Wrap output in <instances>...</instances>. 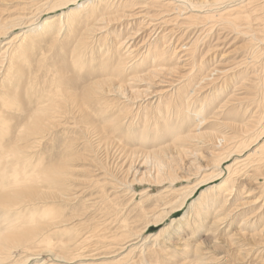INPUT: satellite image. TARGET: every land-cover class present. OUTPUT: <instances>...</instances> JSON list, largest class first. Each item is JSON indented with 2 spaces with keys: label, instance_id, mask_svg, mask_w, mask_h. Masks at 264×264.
Listing matches in <instances>:
<instances>
[{
  "label": "bare ground",
  "instance_id": "1",
  "mask_svg": "<svg viewBox=\"0 0 264 264\" xmlns=\"http://www.w3.org/2000/svg\"><path fill=\"white\" fill-rule=\"evenodd\" d=\"M159 2L163 3L159 4L160 7L171 8L168 15L171 17H165L160 10L155 16H149L151 19L143 18L151 29L147 35L148 39L159 29L161 33H163L162 28L166 27L164 31L168 30L170 22L174 23L172 26L179 24L178 26L181 25L186 33L193 32L190 44L179 47L182 53L189 56L197 50L200 52L198 45L205 32L220 28L247 38L245 46L251 50V53L249 58L241 59L230 67L222 65L223 67L220 68L214 65L205 75H202L205 66L195 69L196 73L189 70L193 83L188 82L189 85L183 89L179 87L175 90L179 83L174 85L175 81L167 79L170 80L168 84L170 90H160L157 96L160 100L162 93L174 90L169 96L170 100L171 97L172 100L175 98V104L164 106L167 115L162 125L158 126L156 122L154 123L156 138L140 139L135 153L141 156L142 163L137 170H134L131 180L123 182L113 178L105 182L107 169H98V167L97 170L102 172L97 176L101 179L90 177L89 179L93 181L89 185L101 188L109 184V188L112 189L110 193L115 196L111 198V194L108 195L105 190L99 188L103 197L94 198L98 201L87 204L88 207L83 210L89 209L90 205H98L97 203L103 200L112 203L113 198H117L116 194L119 193L130 195L128 198L130 204L136 196H140V200L153 201L154 205L149 210L140 207V214L129 221L124 213L122 217L120 215L121 218H117L119 205L115 203L114 210L110 212L114 214L113 216H117L115 229L118 232L108 236H105L106 234L95 236L92 233L95 247L84 253L80 252L83 246H79L88 242L89 238L85 237L86 239L84 238L80 243L73 241L69 227L61 229L71 222L62 219L61 213L55 209V203L68 204L71 199V194H68L70 186L66 185L71 178L68 173L74 168L71 163L73 159L70 160L69 145L64 146L61 154L57 152L54 153L57 156L50 155L49 161H45L41 154H33L31 150L47 131L55 128H77L78 122L70 120L76 109L86 117L92 112L99 111L100 103H108L103 97L123 98L122 95L128 88L132 89L133 83L139 78L136 75L142 71L147 57H150V63L152 62L149 73H154L153 77L166 79L164 75H171L176 64L173 67L159 64L165 61L163 58L167 57L166 48L169 46H165L163 42L158 46L159 39L146 47L143 41L137 47L135 42L137 32L120 38L118 30L115 37L118 39L113 40L111 33H107L113 25L104 26L108 19L104 10L108 4L102 8L98 0L91 2L89 0H25V3H21L22 8L19 13L0 18V47L4 48L0 51V83L2 84L0 100L5 108L0 109V264H29L33 260H35L34 264H162L152 258L151 250L154 248L148 250L147 243L152 240L154 245L163 239H177V246L182 247L174 248L175 244L171 243V240L163 244L172 247L175 258L182 261L181 264H207L208 253L215 254L212 258L215 261L229 257L231 262L228 261V264H264V192L260 193L261 197L263 196L261 204L252 208V210L256 209L250 215L242 216L234 232L229 231V228L233 225L236 219L234 214L238 210L230 212V209L225 208L227 197L232 195L234 189L236 195L230 205L235 203L233 206L236 208L241 203L238 199L243 200L248 197H242L247 184L252 182L256 184L254 189L264 190V173H258V170L264 167V141L262 142L264 57L261 60L264 52V0H159ZM252 3L256 4L250 8L249 5ZM128 4L121 5L128 8L145 6L147 0H129ZM73 7L76 8L75 12L65 13ZM29 8L32 10L27 12ZM56 13H59L58 18L53 17ZM135 15L137 13H134ZM174 18H179L183 23L175 22ZM129 25L126 23V26ZM254 25L257 27L253 28ZM34 26L39 33L30 35L29 30ZM101 33H107L103 38L111 40V43L106 45L107 39L103 41V45L108 48L102 52V44L100 45L101 48L97 52L100 56L98 63L92 67V56L96 53L91 51V48L95 41L100 42L95 35ZM248 33L250 35L247 37ZM176 48L177 46L170 49L171 53L166 63L180 59L177 58L179 51ZM50 51H60L62 54L60 67L53 69L52 64L43 65ZM245 63L249 65L246 69ZM256 63L263 67L262 75L255 70L258 67H255ZM33 67H36L34 71H32ZM242 67H244L242 72L234 73L235 68ZM249 68L254 69L253 72H249ZM38 72L40 75H35L39 74ZM249 74L255 80L250 86L259 95H255V91L253 94L257 101L262 103L256 105V111L251 113L250 122H246L247 125L239 126L236 130L234 125L228 129L229 124L224 122V119L221 121L218 119L217 125L223 128L222 131L200 132L208 124L207 117L216 119L219 116H227L230 110H222L223 107L235 97L233 95L235 90L246 80L248 81ZM31 77L37 79L36 84ZM229 77H231L230 80L228 79L229 82H224ZM214 79L220 81V85L209 87L213 92L208 91L202 101H199L200 97L195 96V91L202 83L213 82ZM68 90L69 92L65 93ZM62 97L64 102L58 103L57 100ZM196 104L198 107L195 106ZM140 108H143L142 105L136 110L139 111ZM144 112L141 119L142 129L139 131L143 136L152 124L148 125L151 113L145 110ZM155 115L158 114H154L152 118L157 120ZM124 129H129V126ZM119 134L120 130H116L110 137H105L108 146L114 144ZM123 136H127V132ZM200 136L204 139H213V150L207 153L193 150L200 142L202 143ZM182 156L192 158L189 162L186 160L188 163L186 162L184 167L180 164ZM196 160H201L203 166H198ZM145 163L154 166L155 172L149 177L154 187L158 189L157 194L144 191L136 195V192L132 191L134 183L143 186L147 181L148 175L145 172L147 170L141 171ZM130 171L129 165L127 172ZM137 172L141 174L138 177V174L135 176ZM248 172L253 174L248 175ZM241 177H243L241 180L248 183L240 184ZM258 180L261 182L256 183ZM216 181L221 183L216 185ZM210 184L212 185L200 193L194 201L190 200L202 185ZM89 185L88 187H91ZM49 203L51 206L45 207V204ZM139 203L142 204L143 201ZM185 206L190 209L188 219L189 217L195 219L183 222L189 225V232L182 223L174 226L180 221V217L177 220L172 218ZM226 210L229 212L225 213ZM196 212L203 213L207 222L202 224L203 218L201 217L199 221ZM84 214L74 216L73 221H81ZM211 214L214 218L208 221ZM206 223L210 230L207 231L206 236H211L207 239L206 249L201 250L203 242L188 246L189 236L181 237L182 233L192 234ZM223 226L228 227L227 230H224ZM157 228L159 230L149 236L148 230ZM219 230H223L225 237L213 235ZM180 239L186 243L180 244ZM226 240H232L230 246L239 248L235 256L232 255L233 253L230 255L226 246L221 247V243H225ZM33 256L39 258L46 256L47 259H30ZM172 259L173 257L169 256L170 262L173 261Z\"/></svg>",
  "mask_w": 264,
  "mask_h": 264
},
{
  "label": "rangeland",
  "instance_id": "2",
  "mask_svg": "<svg viewBox=\"0 0 264 264\" xmlns=\"http://www.w3.org/2000/svg\"><path fill=\"white\" fill-rule=\"evenodd\" d=\"M91 1L92 0H89V2ZM98 1L100 2L102 8L105 4H108V5L110 4V7H108L107 5L104 10V13L105 14L107 13V17H108L107 23H105L104 26L108 24L113 25L107 32V33H111L113 40L118 39V38H115L117 36L116 33L118 30L120 31V36H119L120 38L128 37L137 32L136 34L138 35H137V39L135 40L137 47L143 41H145L144 43L146 47V45L148 46L149 44H152L159 39V41L157 42L158 46H160L162 42L165 43V46L169 45L166 48V50H168V52H166L165 54L167 55V57L171 53L169 52L170 49L172 50L173 48H175V46H177L176 49L177 51H179L177 58H180V59L171 60V62L166 63L168 61L166 57V58H163L165 59L163 63L159 62L160 65H163V66L168 65L169 67H173V65L176 64L174 66V69L171 75H164L166 78L164 79L159 76L153 77L152 75L154 73H149L152 62L150 63V59H149L150 57H147L144 60L145 66H142L143 67L142 71L138 72L136 75L139 78L137 79L136 82L133 83V86H132L133 88L132 89L128 88L127 92H125V94L122 95L123 98L119 99V97L117 98L112 97L108 99L109 97H103L108 101V103L106 104L100 103L99 105L100 110L97 112H92L90 115L86 117L82 116L80 112L76 109L71 115L70 120H74L78 122L77 128L75 129H68V128L56 129L55 128L50 131H47L42 134V136L38 140V143H36L35 147L31 150L33 154L34 153L41 154L42 158H44L45 161H49L50 155L54 153L56 154L57 152L61 154L62 151H64L65 145H69L70 147V151H69L70 156H71L70 160L73 159L71 163H72V167L74 168H72L73 170H71L68 173L71 178H69L70 182L66 183V185L70 186V191L68 192V194H71V199H70V202H68V204L55 203V209L58 210L59 213H61L62 219L67 220L68 222H71L69 225L61 229H66V227H69L70 237L73 239V241L80 243L84 240L85 237L89 238L88 242H84L83 244L79 246V247L83 246L82 247L83 249L80 250V252L82 253L94 249L95 246H93V243L95 241L93 240L95 239L94 238L92 239L93 234L95 236H101V234H104V235L106 234L105 236H108L109 234L111 235V234L118 232L115 229L117 226V221L115 218L117 216H118L117 218H119L120 215L122 217L124 213L125 215L128 216L129 218L128 220L132 221V218L140 214V211H139L140 207H144L145 209L149 210L154 205L153 201L145 202L144 201L145 199L140 200V196H136L133 199L132 204H130L129 199H128L130 198V195H124L123 193L121 194L119 193V194H116L119 197L118 196H116L117 198L114 197L112 203H108L106 200H103L101 202H98L97 203L98 205L96 204L92 205L93 207L90 205L91 207L89 206V209L83 210L85 207H88L87 204L89 203L91 204L93 202L95 203L96 201H98L97 199H94V198L103 197L101 196L102 194L100 193L101 192L100 189L105 190L108 195L111 194L110 197L115 196V194L110 193L112 189L109 188L110 187L109 184H106V186L104 187L102 186L101 188L99 187L100 189L98 187H92L91 185H89L93 181L89 179L90 177L92 179L95 178L96 180L101 179L99 178L100 176H97L98 173L102 172L100 170H97L98 167H99L98 169H102V168H105V170L107 169L106 171L109 176L106 175L107 180H105V182L111 181V180H108L110 178L123 182V181H130L135 173L134 170H137L138 166L142 163L141 156L135 153V150L140 143V139L142 137H145L147 140L155 139L156 138V136L154 135L155 131L153 130L154 123L156 122L158 126L162 125V123L165 120V115H167V112L164 110V106L166 104L171 105V106L175 104L174 103L175 98H173L172 100V97H171V100H170V96H169L170 93L173 92L174 90L162 93L160 100H159V96H157V93L160 90L162 91L170 90V87L168 85L170 83V80H167V79H171L175 81L174 85L179 83L178 86H176L175 90H177L179 87H181L180 89H183V87H187V85H189L188 82L192 81V78H190L189 76L190 75L189 70H191V72L193 73L195 72V69H198L200 66H205L206 69L205 71L203 69L204 72H202V75H205L208 72V70L212 68L214 65H216L217 67H220V66L223 67L222 65H225L224 67H230L236 64V62H238L241 59H244L246 57L249 58V55L251 53L250 52L251 50L245 46V42L247 38L239 37V35L237 36L236 34H233L232 32H228L226 30H222L220 28L215 27L216 29L212 30V32H205L204 35L201 37L202 39L200 40L199 45H198L200 52H198L197 50L196 52L190 54L189 56H186V54L182 53L183 51L179 49V47L186 45V44H190V42L193 39L192 38L193 32H189V34L188 32L186 33V30H182L183 27L181 25L178 26L179 24L174 25L176 26L174 27L172 26L174 23L170 22L169 23L170 26L168 30L164 31L166 27L162 28L163 33H161L160 31L161 29H159L157 30L155 35L151 34L152 37L150 39L147 38V35L151 31V29L148 28V22L147 23L145 22H146V19L149 18V16H155L156 12L161 10L163 12L162 15H165V17H171V16H168L170 12L169 9L171 8L170 7H160L159 4H163V3H160L159 0H147V5L145 6L137 5L135 7L131 6L130 8L123 7V5H121V4L129 5L128 4L129 0H112V1L110 0L111 2L110 1L105 2L106 0H98ZM160 1H163V0H160ZM21 3H25V0H0V18H6V17L13 16L19 13L20 8H22ZM254 4L256 3H252L251 5H249L250 8H252L253 7L252 5ZM82 5H85V3H82ZM142 7H145V9L142 10L143 9ZM31 10L32 9L29 8L27 12ZM75 11H76V8L73 7V8H69L67 11H65V13L75 12ZM250 12H251V9H250ZM134 13H137L138 16L137 15L134 16ZM53 17L58 18L59 13H56V15H54ZM143 18H146V19H143ZM174 21L178 23H183V21L179 20V18H174ZM126 23H129L130 25L126 26ZM35 26L32 28V30H29L30 35L39 33V30H37V27L35 28ZM256 27H257L256 25L253 26V28H256ZM107 33H101V34L95 35L97 38L100 39V42L95 41L91 48V51H94L96 53L92 56L93 58L92 67L97 65L98 63V59H99L98 57L100 56H99V53L97 52L99 48H101L100 45L102 44V52H105V50L108 48V46L106 45L111 43V40H108L107 38H103L105 34ZM249 35L250 33L247 34V37ZM168 38L169 39L171 38V40H167ZM105 39H107V41H105ZM103 41H105V44H106L105 46L103 45L104 43ZM186 47H188V45ZM86 48L87 47L85 45V49ZM2 49L4 48L0 47V51H2ZM182 49H184V47ZM207 50H209L208 53H206ZM52 51L47 53L50 55L48 56V59H44L43 65L52 64L54 67L53 69H55V67L57 68L61 66L62 54L60 53V51H56V52H52ZM263 57H264V52H263V55L261 56V60ZM134 59H136V57ZM50 61H53V63H50ZM217 63H219V65ZM246 65L247 64L245 63L244 64L245 69L249 66V65L247 66ZM258 65L259 64L256 63L255 67ZM244 67L240 69L235 68L234 73L237 74V73L242 72L244 70ZM258 67H256L255 70L258 72L259 75H262L263 67L262 66H258ZM35 68L36 67H33L32 71H34ZM253 70L254 69L249 68V72H253ZM153 72L156 73L157 71H153ZM38 73L39 74H35V75L39 76L40 72ZM156 74H159V73H156ZM197 76H199V74H197ZM248 77L250 79L247 78L248 81L246 80L245 81L246 83L244 82L242 83V85L237 83L240 86L239 88H237L238 90L236 89L237 91L235 90V92L233 93L235 97H233L232 101H229L230 103H228L226 107H223L222 110H225V111L230 110L227 116H219L216 119L207 117L208 124H206L205 127L208 129L204 127L200 132L205 133V132H211L212 130H215L216 132L222 131L223 128L217 125L218 122L216 120L218 119H219L218 121H221L224 119V122L229 124L228 129H231L232 125H234L236 130L238 129L239 126L247 125L245 123L250 122L249 120L252 119L250 118L252 115L251 113L256 111V105H262V103L258 102L255 96V95H259L258 92H256V90L252 89V87L250 86L251 85L250 83H252L253 81L255 82V80L251 78L252 75L250 76V74L248 75ZM228 79L230 80L231 77L224 80V82H229ZM32 81L34 82V84L37 83V79L32 78ZM218 85H220V81H218L217 79H214L213 82H208V83L204 82L200 85V88L197 89V91H195L196 94L195 93L194 94L195 96L198 95L200 97L199 101H202V98L207 93H209L208 91L213 92V89L210 90L209 87L212 88L213 86L216 87ZM0 86H2L1 83H0ZM258 91L261 92V89L258 88ZM68 92L69 90L65 93H68ZM253 92L255 95L253 94ZM1 94L2 92H1V87H0V97H1ZM254 96H255V99L253 98ZM63 98L64 97L58 99L57 102L58 103L64 102ZM74 100L78 101L75 98ZM199 101H197V103ZM224 101H226V99H224ZM1 103L2 101L0 100V109L4 110L5 108H3V105H1ZM140 105H142L143 108L142 109L140 108L139 111H137L136 108H138ZM195 106L198 107V104H196ZM105 107H107V109H105ZM144 110L148 111L149 114L151 113V115H149L150 119L148 121L149 123L148 125H150L151 123L152 124L150 125L149 129H147L148 131L145 132L146 135L143 136L139 134V131L142 129L141 126L143 125L141 119L143 118L145 114ZM153 113L158 114V115H155L157 120H154L152 118L154 115ZM136 115L138 118L137 117L135 118ZM126 126L127 127L129 126V129L125 130L124 128H126ZM116 130H120L119 138L114 140L113 145L108 146V143L105 137H110L112 133ZM125 132H127V136H123ZM129 134H131L130 137H129ZM199 138L202 140V143L200 142V144L195 146L197 148L195 149L193 148L194 151L201 152V153H207L210 150H213V147H212V145H214L213 139L212 140L204 139L201 136ZM263 141L264 139L262 140V142ZM55 154L54 156H57ZM186 160L189 162L190 160H192V158H189V156H182L180 158L181 162L179 161L181 164V167H184L183 165H186L188 163ZM196 163L198 166H203L204 164L201 160H196ZM129 165L131 166V171L128 173L127 167ZM144 168L141 171H145V170L148 171V172L145 171L147 173L145 174L148 175L147 181L149 184L147 183V181H145L146 183L145 182L143 183V186L142 184L138 185L134 183L135 185L133 184L132 191L136 192V195H139L141 192H144V191H150L149 194H152V193L157 194L158 189L154 187L153 181L149 177V175H153L155 172L154 166L151 165L150 163L148 164L145 163ZM263 169L264 167L258 170V173L260 174L264 173ZM137 174L138 172L135 174V176ZM252 174H253L252 172H248V175H252ZM140 175L141 174H138L137 177ZM242 178L243 177H241L240 180ZM260 182L261 181L259 180L256 181V183H260ZM215 183L217 185V183L219 184L221 182L216 181ZM247 183L248 181H244V180L240 181V184H247ZM251 183L247 184V186L244 188L245 193L242 196V197L244 196L245 197L248 196V197L244 198L243 200L238 199V201H240L241 203L238 204L237 208L233 206L235 203L230 205L231 202L234 200L233 198L236 195L235 189L233 190L232 195L230 197H227L225 208L227 207V209H230L231 210L230 212H234L238 210L234 214L236 219L233 225L230 226L229 231H233V232L236 231V228L238 227V225L240 224L242 220V216L250 215L256 209L255 208L252 210V208L257 207L261 204L260 201L263 196L261 197L260 193L264 192V190L262 188L254 189L256 188L255 186L256 184H253V183L251 184ZM88 185L91 187H88ZM211 185L212 184L202 185L201 188L198 189L197 193H195V195H193L192 199L190 200L194 201L200 193L206 191ZM151 186L154 188H152ZM186 186H191V185L186 184ZM84 188L87 190L85 191ZM74 194L75 196H72ZM107 194H104V195H107ZM145 196H146L145 198H147L148 194ZM125 198H127L128 201ZM139 201H143V203L140 204ZM115 203L117 206L119 205L118 206L119 211L116 217L113 216L114 214L110 212L114 210ZM254 203L256 204L254 205ZM49 205L51 206V203L45 204V207ZM229 207H234V208H229ZM189 212H190V209L187 206H185L180 212L173 215L172 218H174L175 220H177L180 217V221L176 223L174 226L178 225L179 223L183 224V222H186L187 220H190V221L195 220L192 217L191 219L190 217L188 219ZM227 212L229 211L226 210L225 213ZM75 213H78V214L85 213V214L82 216V220L78 222V221H73L74 216L78 215ZM196 215L199 217L198 218L199 221H201V217L203 218L202 224L203 222H207L206 219L203 217L204 216L203 213L199 214L198 212H196ZM197 216H195V218H197ZM213 218H214V215L211 214L208 217V221H212ZM183 225H184L183 227L188 228L187 230L189 232V228H190L189 225H185V224ZM207 226H209L208 223H206L204 226L200 228L198 227L199 228L198 231L196 230L195 232H192V234L182 233L181 237H185L184 235L189 236L188 242H187L188 246L197 245L198 242H203L204 245H203V248H201V250L206 249L207 239L211 237V236H208V237L206 236L207 231H210ZM227 228L228 227H224L223 229L227 230ZM158 230H159L158 228L149 229L148 230V232H150L149 236L153 235ZM213 235L222 237L224 233H223V230H219V232L217 231ZM223 237H225V235ZM168 240H171V243L175 244L174 248L182 247V246H177L178 245L177 239H163L162 241L156 242L154 245L152 243V240H150L147 243L148 250H150L151 248H154V250H151L152 251L151 253H153V255L151 254L150 255L152 256V258L154 257V259L159 260L160 261L159 263H162V264H176V263L181 264L182 261H179V259L175 258L174 253L172 252L173 251L172 247L167 246L165 243L163 244V242H168ZM180 242H181L180 244L186 243L185 241H181V239H180ZM230 242H233V241L226 240L225 243H221V247L223 248L226 246L225 248L228 250L230 255L233 253L232 255L235 256L236 255L235 253H237V250L239 248L237 249L235 246H230ZM84 246H87V247H84ZM156 250L158 251V253H154ZM233 250L234 251L236 250V251L234 252ZM36 252H42V251L36 250ZM34 254H37V253H34ZM169 256L173 257L172 262L168 260ZM213 256H215V254L208 253L207 264H228L229 262H231L230 261L231 259H229V257H227L225 260H222V261H215L212 259ZM36 258L40 260L47 259L46 256L45 257L40 256V258L39 256H33L30 259H36ZM34 261L35 260L31 261L29 264H34L35 263Z\"/></svg>",
  "mask_w": 264,
  "mask_h": 264
}]
</instances>
